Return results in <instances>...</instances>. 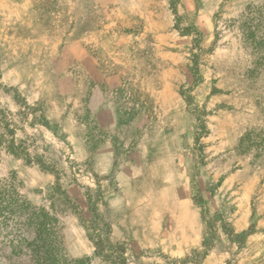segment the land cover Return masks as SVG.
Returning a JSON list of instances; mask_svg holds the SVG:
<instances>
[{
	"label": "rangeland",
	"instance_id": "rangeland-1",
	"mask_svg": "<svg viewBox=\"0 0 264 264\" xmlns=\"http://www.w3.org/2000/svg\"><path fill=\"white\" fill-rule=\"evenodd\" d=\"M262 5L0 0V179L59 218L65 264H115L99 235L125 264H264V49L239 29Z\"/></svg>",
	"mask_w": 264,
	"mask_h": 264
},
{
	"label": "trees",
	"instance_id": "trees-1",
	"mask_svg": "<svg viewBox=\"0 0 264 264\" xmlns=\"http://www.w3.org/2000/svg\"><path fill=\"white\" fill-rule=\"evenodd\" d=\"M176 5V3H175ZM239 29L244 42L251 45L256 51L264 49V5L250 7L239 22ZM201 36L202 34L199 33ZM218 37V34H217ZM195 47L192 52L191 61L193 63L192 72L195 83L202 79L200 72V58L202 48L200 39L194 40ZM197 51V52H196ZM181 94L185 100L191 104L193 98L188 95V90H182ZM1 113V122L7 132L14 133L10 127V120ZM205 125L199 136L206 133ZM16 155L22 156L28 163H37L43 169L52 170L43 156L31 155L24 145L17 146L14 142L9 146ZM60 175L57 173V185L55 194L64 195L61 187ZM91 203V210L96 212L95 205L92 204L91 194L88 196ZM54 204V203H53ZM54 210V205H51ZM59 218L53 215L45 206L33 205L20 191L14 183L0 179V260L5 257L24 259L26 264H65L66 256L61 253L60 243L57 240ZM96 254H103L104 257L115 264H125L122 259L115 257L117 251L123 249V244H113L98 236ZM106 240V241H105ZM202 254L195 251L193 255L187 256L183 262L199 264ZM68 261V260H67ZM14 264V263H10ZM72 264H91V258L72 260Z\"/></svg>",
	"mask_w": 264,
	"mask_h": 264
}]
</instances>
